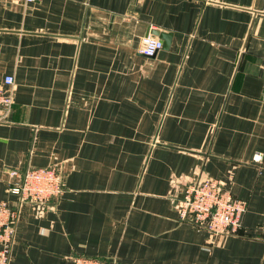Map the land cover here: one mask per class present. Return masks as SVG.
I'll use <instances>...</instances> for the list:
<instances>
[{
    "label": "crops",
    "instance_id": "obj_1",
    "mask_svg": "<svg viewBox=\"0 0 264 264\" xmlns=\"http://www.w3.org/2000/svg\"><path fill=\"white\" fill-rule=\"evenodd\" d=\"M5 74L0 200L27 166L63 185L20 204L9 264H264V0H0ZM204 177L245 202L236 234L180 216Z\"/></svg>",
    "mask_w": 264,
    "mask_h": 264
},
{
    "label": "built area",
    "instance_id": "obj_2",
    "mask_svg": "<svg viewBox=\"0 0 264 264\" xmlns=\"http://www.w3.org/2000/svg\"><path fill=\"white\" fill-rule=\"evenodd\" d=\"M33 1V0H24ZM162 47V41L153 36L142 37L138 51L144 56H153ZM13 76L0 78V122L8 121L13 97ZM261 154L253 160L260 161ZM17 180L11 182L9 191L15 196L13 203L0 200V264H9L10 249L14 241L15 227L20 216V204L31 202L43 209L50 198H57L63 191L62 176L56 166H27L10 172ZM245 202L235 197L218 179L204 177L184 186L178 200L180 216L195 227L205 229L211 238L236 234L241 225ZM73 264H117L115 259L78 255Z\"/></svg>",
    "mask_w": 264,
    "mask_h": 264
},
{
    "label": "water",
    "instance_id": "obj_3",
    "mask_svg": "<svg viewBox=\"0 0 264 264\" xmlns=\"http://www.w3.org/2000/svg\"><path fill=\"white\" fill-rule=\"evenodd\" d=\"M159 35L164 39V45H167L170 34L161 32Z\"/></svg>",
    "mask_w": 264,
    "mask_h": 264
}]
</instances>
